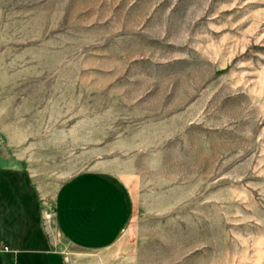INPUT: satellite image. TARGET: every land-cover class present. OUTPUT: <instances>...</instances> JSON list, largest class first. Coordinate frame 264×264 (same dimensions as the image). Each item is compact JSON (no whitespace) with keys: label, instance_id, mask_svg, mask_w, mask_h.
<instances>
[{"label":"rangeland","instance_id":"rangeland-1","mask_svg":"<svg viewBox=\"0 0 264 264\" xmlns=\"http://www.w3.org/2000/svg\"><path fill=\"white\" fill-rule=\"evenodd\" d=\"M91 171L131 199L105 261L264 264V0H0V213L61 249Z\"/></svg>","mask_w":264,"mask_h":264},{"label":"crops","instance_id":"crops-1","mask_svg":"<svg viewBox=\"0 0 264 264\" xmlns=\"http://www.w3.org/2000/svg\"><path fill=\"white\" fill-rule=\"evenodd\" d=\"M130 216L131 199L122 184L107 173H81L56 197L55 222L64 246L55 248L29 216L23 223L10 209L0 213V264H112L104 255L118 244Z\"/></svg>","mask_w":264,"mask_h":264}]
</instances>
